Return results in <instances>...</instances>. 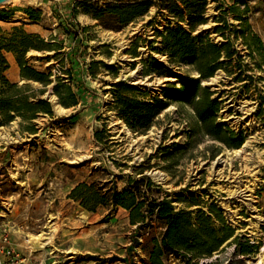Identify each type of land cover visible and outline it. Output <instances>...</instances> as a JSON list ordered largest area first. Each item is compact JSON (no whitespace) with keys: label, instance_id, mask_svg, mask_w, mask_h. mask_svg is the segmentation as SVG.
Returning a JSON list of instances; mask_svg holds the SVG:
<instances>
[{"label":"rangeland","instance_id":"rangeland-1","mask_svg":"<svg viewBox=\"0 0 264 264\" xmlns=\"http://www.w3.org/2000/svg\"><path fill=\"white\" fill-rule=\"evenodd\" d=\"M80 1L86 0L0 4V11L5 12L0 18L3 31L22 25L46 39L63 40L57 58L54 51L32 49L26 59L40 71H51L53 82L55 74L63 76L65 68L70 70L77 98L73 106L61 105L52 92L53 82L44 86L22 78L14 54L4 51L7 78L27 85V92L46 98L52 107V114L39 112L29 120L15 114L0 125V131L14 137L0 142V205L18 252H51L50 264H151L153 239L164 229L161 219L149 216L139 228L130 222L126 208L107 201L89 209L71 194L81 182L109 194L140 180L141 193L166 197L176 210L200 207L208 213L209 205L215 204L233 228L232 237L192 264H251L264 243V68L255 63L258 55H248L241 37L236 38L232 27L221 22L232 48L241 54V58L234 54L231 65L240 62V68L235 66L231 74L223 68L216 70L208 85L220 101L217 120L243 138L239 146H234L231 135L223 141L203 132L192 107L174 101L146 132L137 133L111 108L113 83L128 81L153 96H162L167 83L179 84L176 77L145 74V67L152 64L150 56L169 65L167 55L159 50L156 32L176 21L151 5L144 14L113 29L109 14L97 19L93 11L109 2L129 0H88V12ZM232 4L235 9L230 8ZM217 15L236 28L235 15L244 17L264 42V0H207L206 22L194 33H208L222 43L224 38L215 29ZM92 61L93 74L89 72ZM173 69L192 73L186 65ZM239 71L245 80L235 79ZM50 95L55 96L58 108ZM234 179L239 186L229 193ZM212 220L221 226L214 215ZM40 233L39 238L33 237ZM161 258L165 264H184L173 254H161Z\"/></svg>","mask_w":264,"mask_h":264},{"label":"trees","instance_id":"trees-1","mask_svg":"<svg viewBox=\"0 0 264 264\" xmlns=\"http://www.w3.org/2000/svg\"><path fill=\"white\" fill-rule=\"evenodd\" d=\"M88 0L80 1L79 5L85 12L89 11ZM207 0H161L158 4L153 0H129L127 2H109L104 8H95L93 17L102 19L104 14H109V28L117 29V24L128 23L137 15L147 12L151 5H156L158 11L165 10L171 19L176 21L174 26L168 24L162 31H157L160 37V52L167 55L169 65H165L150 56L149 67L146 66L145 74L156 73L159 76L176 77L179 84L173 82L165 84L160 95H150L147 90L124 80L113 83V103L111 108L117 115L137 133L146 132L155 122L159 113L170 101L189 104L199 122L201 129L206 134L218 140H226L227 136L234 137V146H239L243 138L234 134L233 130L226 129L222 122L217 120V112L220 109V101L214 97V92L202 81L209 79L215 71L223 68L227 74L233 73V68L240 62L232 64L234 54L241 58L240 52L232 48L230 38L223 31L221 22L232 27L236 38L241 37L242 42L248 48V55H258L256 65L264 68V42L260 36L250 29L249 23L240 15H235L239 20V28L233 24H227V20L221 15L215 16L219 23L216 31L224 41L220 44L212 40L208 33H194L197 27L206 22L205 6ZM235 5L230 6L235 9ZM4 10L0 11V18ZM31 13V11H30ZM74 13V12H73ZM106 17V16H105ZM182 22L186 23V27ZM131 52L135 53L136 42L132 41ZM63 40H55V37L44 38L37 32L28 31L22 25L12 26L10 31H3L0 27V125L10 121L17 114L25 120L35 118L39 112L52 114L50 101L38 96L34 91L27 92V85H19L10 81L5 71L9 67L4 51L12 52L20 68L22 78L39 81L46 86L53 82L51 71H40L26 59V53L35 49L39 51H54V56L60 53ZM46 58L48 56H45ZM89 66V72L94 73L93 64ZM228 63L230 65H226ZM175 65H186L190 71L180 73L173 69ZM106 67H112L105 64ZM64 75L55 74L52 84V92L58 102L65 106H73L77 103L76 93L72 89L70 81L73 77L71 71L64 69ZM239 71L235 79L243 81ZM39 94L43 89L38 90ZM33 129V127H31ZM132 180V179H131ZM148 183L151 181L148 179ZM130 186L120 190L112 189L109 194L102 193L94 188V184L81 182L72 189V196L81 199L83 206L94 209L99 203L110 201L114 205H120L129 210V219L132 224L141 227L149 216H156L164 223V229L159 238H154V248L149 254L151 264H165L161 254L166 257L173 254L176 259L183 260L184 264H192L193 260L211 255L227 239L233 236L234 230L223 220L220 209L215 204L209 205L207 213L202 208H180L176 210L171 200L166 197H147L140 192L141 181H134ZM92 200L94 204L89 205ZM212 215L220 222L221 226L213 224ZM241 253L245 254L243 249ZM196 263V262H194Z\"/></svg>","mask_w":264,"mask_h":264},{"label":"built area","instance_id":"built-area-1","mask_svg":"<svg viewBox=\"0 0 264 264\" xmlns=\"http://www.w3.org/2000/svg\"><path fill=\"white\" fill-rule=\"evenodd\" d=\"M0 205V264H28L27 255L18 252L11 236V226L5 220Z\"/></svg>","mask_w":264,"mask_h":264},{"label":"bare ground","instance_id":"bare-ground-1","mask_svg":"<svg viewBox=\"0 0 264 264\" xmlns=\"http://www.w3.org/2000/svg\"><path fill=\"white\" fill-rule=\"evenodd\" d=\"M10 1H14V0H6L5 2H3V3H6V2H10ZM16 2V1H15ZM2 3V4H3ZM123 75V74H122ZM213 78V77H212ZM211 78V79H212ZM210 79V78H209ZM202 82H204V81H202ZM50 98L52 99V101H53V105H54V107L55 108H58L59 107V105H57V103H56V100H55V96L54 95H50ZM140 137H145V135H141ZM14 140V137H12V136H10L7 132H2V131H0V142L1 143H7V142H9V141H13ZM241 148H243V147H241ZM239 151H241V149H237V150H235V152H239ZM221 157L220 156H218V158H217V160H219ZM216 161H213V164L215 163ZM231 184H230V189H228V191H229V193H232V192H234V191H236V187H238L239 185H238V182H239V180H231ZM40 235H41V233L40 234H38V235H35V236H33L35 239L36 238H39L40 237ZM251 264H264V243H262L261 245H260V250H259V252H257L256 253V257H254V260L252 261V263Z\"/></svg>","mask_w":264,"mask_h":264},{"label":"crops","instance_id":"crops-1","mask_svg":"<svg viewBox=\"0 0 264 264\" xmlns=\"http://www.w3.org/2000/svg\"><path fill=\"white\" fill-rule=\"evenodd\" d=\"M27 255L28 264H50L51 252H22Z\"/></svg>","mask_w":264,"mask_h":264},{"label":"water","instance_id":"water-1","mask_svg":"<svg viewBox=\"0 0 264 264\" xmlns=\"http://www.w3.org/2000/svg\"><path fill=\"white\" fill-rule=\"evenodd\" d=\"M6 0H0V4H2L3 2H5ZM210 79L204 80V82H202V84H210L209 82Z\"/></svg>","mask_w":264,"mask_h":264}]
</instances>
